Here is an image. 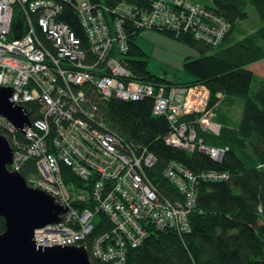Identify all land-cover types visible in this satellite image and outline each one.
<instances>
[{
    "label": "built area",
    "instance_id": "1",
    "mask_svg": "<svg viewBox=\"0 0 264 264\" xmlns=\"http://www.w3.org/2000/svg\"><path fill=\"white\" fill-rule=\"evenodd\" d=\"M63 4L74 7L88 49L61 21ZM19 16L24 28L16 38ZM231 28L214 10L187 0H151L149 7L90 0H0V87L13 89L12 101L31 120V126L21 130L0 115V133L16 148L9 168L22 172L35 161L39 174L27 177L29 187L45 192L66 209L61 222L36 230L38 248L84 247L92 264H125L129 251L140 248L155 231L191 232L199 178L220 181L227 176L211 172L196 176L171 162L165 177L180 189L185 201L162 199L145 174L156 164V157L147 149L140 152V147L107 128L88 92H95L102 102L153 98V114L170 123V145L191 152L198 146L221 162L226 150L207 147L201 140L197 143L194 126L220 134L215 113L207 110L210 91L202 85L143 83L121 56L129 51L133 33L166 31L176 39L190 36L217 47ZM200 114L202 119L194 123L184 120ZM62 166L85 187L68 185ZM100 215L108 228L92 237Z\"/></svg>",
    "mask_w": 264,
    "mask_h": 264
},
{
    "label": "trees",
    "instance_id": "2",
    "mask_svg": "<svg viewBox=\"0 0 264 264\" xmlns=\"http://www.w3.org/2000/svg\"><path fill=\"white\" fill-rule=\"evenodd\" d=\"M90 1L109 6L128 2L149 7L151 0ZM209 2L200 4L214 10L232 28L217 47L193 40L190 36L178 39L199 54V58L185 59L184 70L193 77L191 81L175 83L151 74L147 55L138 44L140 32L130 35V50L121 57L143 83L158 87L205 86L210 91V107L218 106L214 118L217 122L224 119L222 108L233 104L234 99L244 101L241 122L234 126L229 125L226 119L229 124L221 123L223 127L219 135L204 131L199 124L194 125L197 143L201 140L208 147L226 150L221 162L201 152L198 146L191 152L170 145L167 142L170 123L165 117L153 114V98L146 97L141 101L113 98L102 102L95 92H88L97 106L99 119L107 128L129 144L140 147V152L147 149L156 157V164L146 168L145 174L162 199L185 201L180 189L165 177L171 162L181 164L196 176L210 172L227 176L220 181L199 178L197 204L190 214V233L180 235L175 231H155L140 248L129 251L125 264H264V78L249 69V66L264 61V0ZM63 5L61 21L70 25L88 49L74 7ZM250 5L256 9L263 24L238 39V26L248 19ZM39 33L45 41L41 29ZM162 34L175 39L172 33L165 31ZM255 81L257 90L253 92ZM199 117L186 116L184 120L194 123ZM62 170L68 185L75 183L77 187H85L72 176L67 166H62ZM21 173L26 179L29 175L38 176L35 161L27 163ZM105 219L100 215L92 237L108 228L104 227ZM5 229V220L0 218V233Z\"/></svg>",
    "mask_w": 264,
    "mask_h": 264
},
{
    "label": "water",
    "instance_id": "3",
    "mask_svg": "<svg viewBox=\"0 0 264 264\" xmlns=\"http://www.w3.org/2000/svg\"><path fill=\"white\" fill-rule=\"evenodd\" d=\"M24 21L15 22V37L23 34ZM13 89L0 87V115L23 130L31 126L28 112L12 101ZM14 150L0 133V218L6 223L0 233V264H92L84 247L38 248V229L59 223L66 209L45 192L29 187L21 172H13Z\"/></svg>",
    "mask_w": 264,
    "mask_h": 264
},
{
    "label": "rangeland",
    "instance_id": "4",
    "mask_svg": "<svg viewBox=\"0 0 264 264\" xmlns=\"http://www.w3.org/2000/svg\"><path fill=\"white\" fill-rule=\"evenodd\" d=\"M191 1L199 2L203 5L210 3L209 0H191ZM247 13L249 15L248 19L246 21L240 22L238 26V32L236 35L238 39L243 38L245 34L251 33L255 29L262 26L263 24L257 14L256 9L252 5L248 7ZM159 35H162V34H159ZM143 38L144 37L141 36L139 38V42L147 49V47L150 46V44H148L147 41L148 42H151V41L148 39L147 41H145V39ZM174 40L178 41V39L176 38ZM189 51L191 55L190 54L187 55L186 50H178V51H173V52L171 51L165 52L162 49L157 50V52L161 55V57L165 58V60L169 58L170 62L166 61L167 65H163L162 62L158 63V62H155V60H149L148 58L147 61H148V68H149L150 73L158 77H163L164 79L170 82H175V83L191 81L193 77L185 72L182 66V64L184 65L185 61L184 63H182L181 57H186V58L192 57L193 59H196V58H199V54L190 49ZM176 59H178V63H176ZM253 69L256 70V72L264 75L263 66H256ZM257 76H260V75H257ZM256 81L253 83V92L257 90L258 83ZM243 109H244V101L241 99H234L233 104L223 108V110L221 111L222 112L221 116H224V118L228 119V122L230 124L236 126L241 122L243 118Z\"/></svg>",
    "mask_w": 264,
    "mask_h": 264
},
{
    "label": "crops",
    "instance_id": "5",
    "mask_svg": "<svg viewBox=\"0 0 264 264\" xmlns=\"http://www.w3.org/2000/svg\"><path fill=\"white\" fill-rule=\"evenodd\" d=\"M159 34H161V33L146 31V32L140 33V35L138 37V44L141 46L142 50L147 55V58H149V60H155V62H158V63L162 62L163 65H167L166 61L170 62L169 58L165 60V58L161 57V55L157 52V50H159V49H162L165 52L186 50L187 55H189V54L191 55L189 48L186 45H184L183 43H180L176 40H173L172 38L167 37L163 34L162 35H159ZM141 36L144 37L143 39H145V41H147V39L151 41V42L147 41V43L150 44V46H148L147 49L139 42V38ZM182 48H184V49H182ZM185 58L186 57H181L182 63H184ZM176 63H178V59H176ZM182 66L184 68L183 64H182ZM256 66H263L264 67V61L258 62L256 64L249 66V69L252 70L256 75H260L259 77L264 78V75L256 72V70L253 69ZM222 110H223V108H222ZM215 121H216L215 122L216 124L223 127V125H221V123L224 124L226 122V118H224L220 122H217V120H215ZM226 123H228V122H226ZM229 125H231V124H229Z\"/></svg>",
    "mask_w": 264,
    "mask_h": 264
},
{
    "label": "bare ground",
    "instance_id": "6",
    "mask_svg": "<svg viewBox=\"0 0 264 264\" xmlns=\"http://www.w3.org/2000/svg\"><path fill=\"white\" fill-rule=\"evenodd\" d=\"M130 50V49H129ZM128 67V66H127ZM129 68V67H128ZM226 99V98H225ZM210 103H211V96H210V98H209V103H208V107H207V110H212L214 113H217V109L216 108H218V106H215V107H210ZM200 117L198 118L199 120L200 119H202V117H203V115L202 114H200L199 115ZM8 142H9V144L10 145H12V141H10V140H8ZM12 147V146H11ZM13 149V148H12ZM16 149V148H15ZM15 149H13V150H15ZM72 184V183H71ZM97 226V225H96ZM43 237H50L49 235H44Z\"/></svg>",
    "mask_w": 264,
    "mask_h": 264
}]
</instances>
